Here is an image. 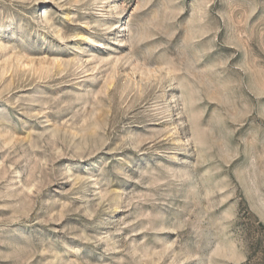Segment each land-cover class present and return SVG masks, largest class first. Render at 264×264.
<instances>
[{
  "label": "rangeland",
  "instance_id": "1",
  "mask_svg": "<svg viewBox=\"0 0 264 264\" xmlns=\"http://www.w3.org/2000/svg\"><path fill=\"white\" fill-rule=\"evenodd\" d=\"M0 264H264V0H0Z\"/></svg>",
  "mask_w": 264,
  "mask_h": 264
}]
</instances>
